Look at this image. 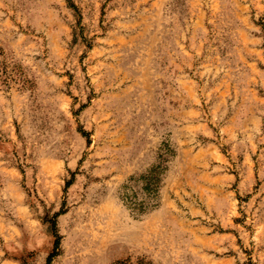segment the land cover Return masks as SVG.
<instances>
[{
	"label": "rangeland",
	"instance_id": "rangeland-1",
	"mask_svg": "<svg viewBox=\"0 0 264 264\" xmlns=\"http://www.w3.org/2000/svg\"><path fill=\"white\" fill-rule=\"evenodd\" d=\"M47 219L50 264H264V0H0V264Z\"/></svg>",
	"mask_w": 264,
	"mask_h": 264
},
{
	"label": "trees",
	"instance_id": "trees-1",
	"mask_svg": "<svg viewBox=\"0 0 264 264\" xmlns=\"http://www.w3.org/2000/svg\"><path fill=\"white\" fill-rule=\"evenodd\" d=\"M172 154L173 150L170 145L165 143L162 152L160 151L158 154L156 163L138 177L137 180L141 183L140 193L133 189L130 184L123 186L122 201L129 211L136 215H142L158 205L163 175L167 170L168 157ZM132 180H134L133 177L130 178L129 182ZM46 221L49 222L50 229L55 237L53 249L47 258V264H50L51 259L57 255L60 237L56 232L55 220L47 219Z\"/></svg>",
	"mask_w": 264,
	"mask_h": 264
}]
</instances>
